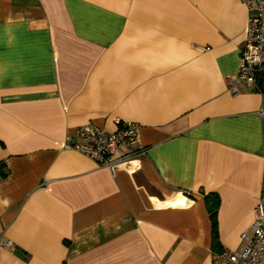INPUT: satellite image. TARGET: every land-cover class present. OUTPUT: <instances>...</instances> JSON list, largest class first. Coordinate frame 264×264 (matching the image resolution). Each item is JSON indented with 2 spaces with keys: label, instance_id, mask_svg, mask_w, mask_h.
Returning a JSON list of instances; mask_svg holds the SVG:
<instances>
[{
  "label": "crops",
  "instance_id": "crops-1",
  "mask_svg": "<svg viewBox=\"0 0 264 264\" xmlns=\"http://www.w3.org/2000/svg\"><path fill=\"white\" fill-rule=\"evenodd\" d=\"M248 17L242 0H0V264L239 254L264 202V70L231 93ZM117 118L140 126L136 170L64 148Z\"/></svg>",
  "mask_w": 264,
  "mask_h": 264
},
{
  "label": "built area",
  "instance_id": "built-area-1",
  "mask_svg": "<svg viewBox=\"0 0 264 264\" xmlns=\"http://www.w3.org/2000/svg\"><path fill=\"white\" fill-rule=\"evenodd\" d=\"M249 17L245 28V39L240 64L232 78L231 93L237 95L238 85L245 83L251 88L258 85V77L264 70V0H242ZM113 131L88 123L77 128L74 137H68L64 148L87 154L113 175L119 168L136 170L144 149L133 150L130 142L139 136L140 126L136 122L116 119ZM254 219L250 225L251 239L237 254L224 248L213 254V264H264V202L253 209ZM245 233L242 234V237Z\"/></svg>",
  "mask_w": 264,
  "mask_h": 264
},
{
  "label": "trees",
  "instance_id": "trees-1",
  "mask_svg": "<svg viewBox=\"0 0 264 264\" xmlns=\"http://www.w3.org/2000/svg\"><path fill=\"white\" fill-rule=\"evenodd\" d=\"M3 175H0L2 178ZM204 200L206 204V208L209 213L210 221H211V231H212V238L214 240L218 239V232H217V211L219 207V197L214 193H208L204 195Z\"/></svg>",
  "mask_w": 264,
  "mask_h": 264
}]
</instances>
